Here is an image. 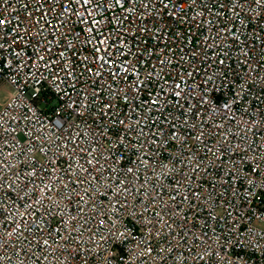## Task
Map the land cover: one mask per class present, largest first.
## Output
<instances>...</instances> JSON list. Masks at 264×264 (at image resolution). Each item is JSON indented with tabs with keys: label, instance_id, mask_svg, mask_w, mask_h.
Returning <instances> with one entry per match:
<instances>
[{
	"label": "built area",
	"instance_id": "2783aa9c",
	"mask_svg": "<svg viewBox=\"0 0 264 264\" xmlns=\"http://www.w3.org/2000/svg\"><path fill=\"white\" fill-rule=\"evenodd\" d=\"M63 2L0 0V264H264V0Z\"/></svg>",
	"mask_w": 264,
	"mask_h": 264
},
{
	"label": "snow or ice",
	"instance_id": "6c2138e0",
	"mask_svg": "<svg viewBox=\"0 0 264 264\" xmlns=\"http://www.w3.org/2000/svg\"><path fill=\"white\" fill-rule=\"evenodd\" d=\"M57 2H59L60 5H61L62 12H61L60 14H61V15H64V14L68 13L69 10H68V8L65 6L63 0H57ZM92 2H93V0H80L81 7L84 8V12L87 13V14L89 15V17H91V13H88V9H87L86 6H87L89 3H92ZM116 2L119 4V3L121 2V0H116ZM161 2H163V0H161ZM97 6H98V5H97ZM165 6H167V5H165ZM71 14H72V15H76V14H77L76 10H72V13H71ZM79 22H81V23L87 22V23H89L90 25H95V24L99 23V21H97V20H93V19H89L88 21H85L83 15H80ZM37 23H39V21H37ZM7 24H8L7 21H5L4 19H0V29H3V28H5V27H7ZM48 26L51 27V25H48ZM89 31H92V32L95 34V31H96V30L94 29V27H90V28H89ZM77 38H79V37H77ZM15 43H17V40H13V41H11V42H8L7 40H5L3 43H0V51H2L6 45H9V44L14 45ZM98 43H99V44H103V43H104V40L101 39V40L98 41ZM48 51H50V49H48ZM96 51L99 52L100 49L97 48ZM97 58H98L99 60L102 61V65H101V66H103V64H105V63L108 64L109 66H111L112 63H113V61H111V60H107V61H106V60L104 59V57H102V56L97 57ZM41 59H43V58L41 57ZM221 63H223V61H221ZM128 70H129V69H128L127 67L124 68V72H125V73H127ZM96 75H99V72H97ZM175 88H176V89H179V88H180V85H179V84H176V85H175ZM138 90H139V86H137V91H138ZM175 95H176V96H180V92L177 91V92L175 93ZM128 99H129V97L126 96V97H125V100L127 101ZM152 103H153V104H156L157 101H156V100H153ZM106 107H110V105H106ZM121 123H123V121H121ZM129 171H131V169H129ZM101 223H103V222H101ZM45 243H47V242L45 241Z\"/></svg>",
	"mask_w": 264,
	"mask_h": 264
},
{
	"label": "rangeland",
	"instance_id": "374dc122",
	"mask_svg": "<svg viewBox=\"0 0 264 264\" xmlns=\"http://www.w3.org/2000/svg\"><path fill=\"white\" fill-rule=\"evenodd\" d=\"M10 87L8 84H0V103H2L8 96Z\"/></svg>",
	"mask_w": 264,
	"mask_h": 264
}]
</instances>
